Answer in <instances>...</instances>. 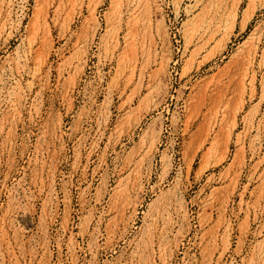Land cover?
I'll return each instance as SVG.
<instances>
[{
	"label": "rangeland",
	"instance_id": "1",
	"mask_svg": "<svg viewBox=\"0 0 264 264\" xmlns=\"http://www.w3.org/2000/svg\"><path fill=\"white\" fill-rule=\"evenodd\" d=\"M0 264H264V0H0Z\"/></svg>",
	"mask_w": 264,
	"mask_h": 264
}]
</instances>
